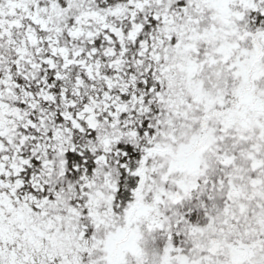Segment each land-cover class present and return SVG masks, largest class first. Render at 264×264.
Returning <instances> with one entry per match:
<instances>
[{"label": "snow or ice", "instance_id": "snow-or-ice-1", "mask_svg": "<svg viewBox=\"0 0 264 264\" xmlns=\"http://www.w3.org/2000/svg\"><path fill=\"white\" fill-rule=\"evenodd\" d=\"M0 264H264V0H0Z\"/></svg>", "mask_w": 264, "mask_h": 264}]
</instances>
